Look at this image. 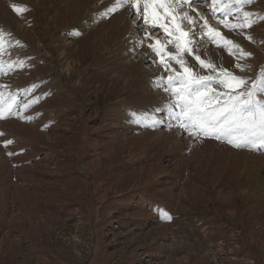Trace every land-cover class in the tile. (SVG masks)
Wrapping results in <instances>:
<instances>
[{
    "label": "rangeland",
    "instance_id": "374dc122",
    "mask_svg": "<svg viewBox=\"0 0 264 264\" xmlns=\"http://www.w3.org/2000/svg\"><path fill=\"white\" fill-rule=\"evenodd\" d=\"M254 1L236 12L224 0L227 17L211 0L184 8L199 33L203 16L251 54L192 35L180 55L194 77L212 78L210 95L229 91L222 69L247 87L264 77V0ZM114 3L0 0V99L26 105L0 111V264H264V148L180 128L165 88L180 86L168 77L183 68L165 57L166 70L153 41L139 43L148 31L167 41L129 6L105 16ZM244 11L249 28L219 23Z\"/></svg>",
    "mask_w": 264,
    "mask_h": 264
},
{
    "label": "snow or ice",
    "instance_id": "6c2138e0",
    "mask_svg": "<svg viewBox=\"0 0 264 264\" xmlns=\"http://www.w3.org/2000/svg\"><path fill=\"white\" fill-rule=\"evenodd\" d=\"M197 0H115V3L109 7L103 14L105 16L115 12L124 5L134 10L132 13L149 29H159L168 38L167 43H162L159 39L151 35V31L144 32V29L137 25L138 31L144 32V38L139 41L143 44L144 40L153 41L148 47L160 57V63L166 70L175 71L166 62L165 57L174 59L184 70L185 75L168 77V85L172 86L179 77V87L165 88V91L171 90L175 97V106L180 111L175 112L174 118L180 128L187 130L192 135H203L205 137L215 136L216 138H227L228 143L236 147L250 145L253 148H264V100L258 98V93H264V77L253 81L250 87H247V81L244 77L236 76L227 70L222 69L223 78H218L219 84L229 91L224 93H211L208 89V81L211 77H194L192 70L184 66V61L180 53L191 52L190 45L194 43L190 37L194 34H201L215 41L217 37L224 40L225 47H229L230 54L236 55L232 49H236L240 56H248L250 53L244 52L239 45L223 38L219 32L208 25L203 16L198 19L203 21V27L206 29L199 33L197 29V20L184 8L186 5L196 3ZM251 0H235L236 12H240L243 5L250 3ZM212 8L210 11L215 17L216 12H221L225 17L233 15L229 3L224 0H211ZM17 12H23L26 9L13 6ZM251 12H242V17L237 16L235 22L228 19H220L219 23L230 29L249 28L255 20ZM264 19V17H261ZM193 25L192 32L183 30V22ZM251 39V37H248ZM168 44H174L177 54H171L166 51ZM202 66L213 67L206 64L199 56L195 57ZM236 67L242 66L237 64ZM163 79V78H161ZM243 89V90H240ZM213 97L223 98V102L212 103ZM170 107H172L170 105ZM2 118V116H0ZM28 119H31L30 117ZM3 135V133H0ZM13 141H5V146L12 144ZM23 151V150H21ZM15 153H9L14 155ZM170 218V217H168Z\"/></svg>",
    "mask_w": 264,
    "mask_h": 264
},
{
    "label": "bare ground",
    "instance_id": "6f19581e",
    "mask_svg": "<svg viewBox=\"0 0 264 264\" xmlns=\"http://www.w3.org/2000/svg\"><path fill=\"white\" fill-rule=\"evenodd\" d=\"M198 10L199 9H201V7L199 6V7H196ZM185 27V26H184ZM160 33H162V31L161 30H159V31H156L155 33H154V35L155 36H157L158 34H160ZM195 59V58H194Z\"/></svg>",
    "mask_w": 264,
    "mask_h": 264
},
{
    "label": "trees",
    "instance_id": "16d2710c",
    "mask_svg": "<svg viewBox=\"0 0 264 264\" xmlns=\"http://www.w3.org/2000/svg\"><path fill=\"white\" fill-rule=\"evenodd\" d=\"M157 204H158L159 208H161L162 204L159 203V201H158V203H153L154 206L157 205Z\"/></svg>",
    "mask_w": 264,
    "mask_h": 264
}]
</instances>
